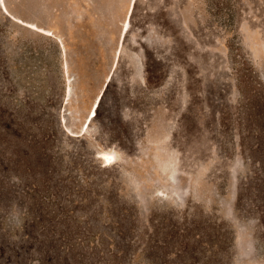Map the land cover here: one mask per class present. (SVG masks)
Returning <instances> with one entry per match:
<instances>
[{
  "label": "rangeland",
  "instance_id": "374dc122",
  "mask_svg": "<svg viewBox=\"0 0 264 264\" xmlns=\"http://www.w3.org/2000/svg\"><path fill=\"white\" fill-rule=\"evenodd\" d=\"M2 3L0 264H264V0Z\"/></svg>",
  "mask_w": 264,
  "mask_h": 264
},
{
  "label": "trees",
  "instance_id": "16d2710c",
  "mask_svg": "<svg viewBox=\"0 0 264 264\" xmlns=\"http://www.w3.org/2000/svg\"><path fill=\"white\" fill-rule=\"evenodd\" d=\"M0 141H2V142H6V140H3L2 138H0ZM6 144H7V146H10V142H6ZM14 148H12V151L14 152ZM2 189V188H1ZM1 194H3V196H4V193H3V191H1ZM3 198V197H2ZM4 201H2L1 200V198H0V209H1V207H3L4 208V211H2V210H0V224L1 225H3L4 224V222H5V206H4ZM22 229H23V226L21 227ZM1 230H3V228L1 229ZM27 235H29L28 237H30V238H32L33 237V233L32 232H29ZM2 246H3V248L0 250V252L1 251H4L5 250V252L7 251V243H4V244H2ZM1 247V246H0ZM6 254V253H5ZM53 257L51 258V262H52V264H62V263H59V260L61 259L58 255H56V254H53L52 255ZM22 257V255L20 254L19 255V261H22L21 258ZM16 261V260H15Z\"/></svg>",
  "mask_w": 264,
  "mask_h": 264
},
{
  "label": "bare ground",
  "instance_id": "6f19581e",
  "mask_svg": "<svg viewBox=\"0 0 264 264\" xmlns=\"http://www.w3.org/2000/svg\"><path fill=\"white\" fill-rule=\"evenodd\" d=\"M0 2H1V5H2L3 9L5 10V7H4V5H3V3H2L3 0H0ZM5 11H6V10H5ZM100 98H101V96H99V97L96 99V101L94 102V104H93L91 110L89 111L88 119H92V118H94V117L96 116V109H97V107H98V104H99V100H100ZM106 162L109 163V158L106 159Z\"/></svg>",
  "mask_w": 264,
  "mask_h": 264
}]
</instances>
